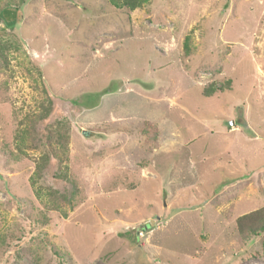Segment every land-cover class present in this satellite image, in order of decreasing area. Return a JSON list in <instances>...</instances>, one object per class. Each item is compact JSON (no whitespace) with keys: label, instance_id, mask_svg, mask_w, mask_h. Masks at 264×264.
I'll return each instance as SVG.
<instances>
[{"label":"rangeland","instance_id":"obj_1","mask_svg":"<svg viewBox=\"0 0 264 264\" xmlns=\"http://www.w3.org/2000/svg\"><path fill=\"white\" fill-rule=\"evenodd\" d=\"M6 5L0 264H264V0Z\"/></svg>","mask_w":264,"mask_h":264},{"label":"trees","instance_id":"obj_2","mask_svg":"<svg viewBox=\"0 0 264 264\" xmlns=\"http://www.w3.org/2000/svg\"><path fill=\"white\" fill-rule=\"evenodd\" d=\"M106 1L117 9H128L130 11H134L136 9L144 7L146 4H148L150 0H106ZM10 7H12V5H6L2 9H0V21L4 22L5 24L9 26H14L15 21L14 20L10 21L5 15L6 10ZM1 57H3L2 54H1ZM47 99H48L47 100L48 105L45 107V103H44V106H42V109H43L42 112L35 116L33 115L32 118H29V120H31L30 123L39 122L40 120L44 119L46 115H48L53 103L50 98H47ZM58 123H59V127L55 128V132L53 131L50 133L53 137L49 136V144H48L50 152L55 153V154L63 153L64 151L63 148H61V151H60V146H59L60 144L58 142V139L64 141L63 139L68 138L66 136H68L69 132L68 130H66V126H67V123H70V122L67 118H63ZM27 135L30 136V133L27 130L25 132L23 130L18 133L17 139L19 142L18 144L19 151H24V149H22V146L29 147L28 146L29 139H27ZM54 138L56 139L55 143L57 144L55 146L52 143V140ZM58 159L61 164H64L66 161V159L63 156H59ZM49 161H50V156L47 153H44L39 157V159L36 162L37 165L35 169V174H34V177L32 178L33 185H35L36 181L42 176L41 173H43V170L47 167ZM65 170H68L67 166H65ZM148 227L149 225L146 226L145 228H148ZM236 231L239 236H246L248 234L255 235V236L260 235V233L264 231V208H261L257 211H254V212H251L249 214L239 217L236 223Z\"/></svg>","mask_w":264,"mask_h":264},{"label":"water","instance_id":"obj_3","mask_svg":"<svg viewBox=\"0 0 264 264\" xmlns=\"http://www.w3.org/2000/svg\"><path fill=\"white\" fill-rule=\"evenodd\" d=\"M150 226H152V223H150Z\"/></svg>","mask_w":264,"mask_h":264}]
</instances>
